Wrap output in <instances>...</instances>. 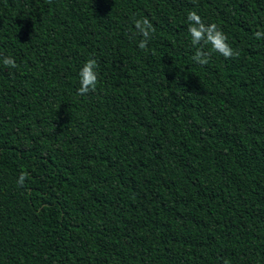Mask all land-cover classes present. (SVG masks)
Returning <instances> with one entry per match:
<instances>
[{
  "label": "trees",
  "instance_id": "obj_1",
  "mask_svg": "<svg viewBox=\"0 0 264 264\" xmlns=\"http://www.w3.org/2000/svg\"><path fill=\"white\" fill-rule=\"evenodd\" d=\"M258 31L264 0H0V264H264Z\"/></svg>",
  "mask_w": 264,
  "mask_h": 264
},
{
  "label": "clouds",
  "instance_id": "obj_2",
  "mask_svg": "<svg viewBox=\"0 0 264 264\" xmlns=\"http://www.w3.org/2000/svg\"><path fill=\"white\" fill-rule=\"evenodd\" d=\"M187 20L189 21L188 33L191 37L192 45H198L203 42L205 44L211 45L212 49L226 58L234 55L233 49L227 43V37L217 28L216 24H208V27L205 28L200 15H198L195 11L188 13ZM135 28L144 37V39L139 42L138 47L144 48L147 38L149 37L148 21H136ZM256 36L257 38H264V33L258 31ZM194 59L200 63H207V59H201V53L199 51H197ZM0 63L5 66H15V61L11 56L3 57L0 59ZM96 69L97 64L94 59L89 58L83 62L78 72L80 85L77 89L78 94L84 95L95 88L98 81V73ZM24 181L25 176L23 173H21L17 178V184L22 186Z\"/></svg>",
  "mask_w": 264,
  "mask_h": 264
}]
</instances>
